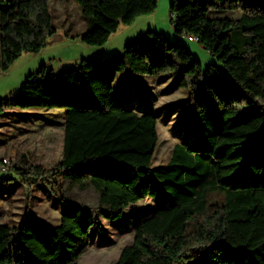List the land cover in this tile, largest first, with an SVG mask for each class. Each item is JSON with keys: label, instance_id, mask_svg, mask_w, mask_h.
<instances>
[{"label": "trees", "instance_id": "1", "mask_svg": "<svg viewBox=\"0 0 264 264\" xmlns=\"http://www.w3.org/2000/svg\"><path fill=\"white\" fill-rule=\"evenodd\" d=\"M50 1L0 0V75L22 52H41L56 36ZM75 1L88 23L81 40L93 46L159 5ZM227 10L239 16H219ZM171 23L222 66H204L186 45L149 31L106 60L84 58L60 72L42 64L16 98L0 99V119L11 108L66 110L63 156L54 167L13 163L0 170L13 171L16 184L54 180L60 222L32 223L29 211L17 225L0 222V264L75 263L91 231L103 230L100 217L121 219L148 197L154 207L134 223V239L114 264H264V0H179ZM122 72L176 76L188 90L179 141L164 167H152L155 113L114 98ZM87 166L93 169L78 170Z\"/></svg>", "mask_w": 264, "mask_h": 264}, {"label": "rangeland", "instance_id": "2", "mask_svg": "<svg viewBox=\"0 0 264 264\" xmlns=\"http://www.w3.org/2000/svg\"><path fill=\"white\" fill-rule=\"evenodd\" d=\"M174 4V8L172 5ZM179 0H159L157 9L140 16L133 24H122L108 41L100 46L84 43L79 35L88 27L80 5L75 0H51L50 10L57 27V34L38 53L24 51L10 67L0 75V99H14L19 95L22 83L30 73L42 64L50 65L55 72L75 66L84 58L106 60L122 54L127 41L137 38L144 31L160 32L169 41L186 45L203 65L210 63L222 66L197 40L177 34L171 23V13L176 11ZM215 15V14H214ZM219 16L238 17L232 11L220 12ZM87 26V27H85ZM139 36V35H138ZM176 76L119 73L114 81V98L135 110L153 111L157 116L158 144L154 153L153 168L166 166L179 141L180 123L187 105L188 90L177 86ZM64 108L8 109L0 119V158L6 157L13 163L29 164L43 168L54 167L63 156ZM92 166L82 167L81 172H90ZM17 176L13 171H0V222L17 225L24 213L34 216L42 224L55 225L61 217V189L54 182L39 180L23 183L9 179ZM61 183L63 178H56ZM93 198V192H89ZM213 198H221L214 194ZM154 207L152 197L131 204L125 216L118 220L102 217L103 230L91 231V243L72 264H114L122 248L134 239V223L149 215Z\"/></svg>", "mask_w": 264, "mask_h": 264}, {"label": "built area", "instance_id": "3", "mask_svg": "<svg viewBox=\"0 0 264 264\" xmlns=\"http://www.w3.org/2000/svg\"><path fill=\"white\" fill-rule=\"evenodd\" d=\"M190 38L197 40L196 37H190ZM9 165H10L9 159L6 157H2L0 160V170H6Z\"/></svg>", "mask_w": 264, "mask_h": 264}, {"label": "crops", "instance_id": "4", "mask_svg": "<svg viewBox=\"0 0 264 264\" xmlns=\"http://www.w3.org/2000/svg\"><path fill=\"white\" fill-rule=\"evenodd\" d=\"M85 27H87V26H85ZM82 33H83V32H81L80 35H81ZM143 33H145V32L142 31V32L138 33L136 37H140V36L144 35ZM80 35H79V38L81 39ZM138 35H139V36H138ZM50 42H51V41H50Z\"/></svg>", "mask_w": 264, "mask_h": 264}, {"label": "water", "instance_id": "5", "mask_svg": "<svg viewBox=\"0 0 264 264\" xmlns=\"http://www.w3.org/2000/svg\"><path fill=\"white\" fill-rule=\"evenodd\" d=\"M50 72V68L47 69V74Z\"/></svg>", "mask_w": 264, "mask_h": 264}]
</instances>
